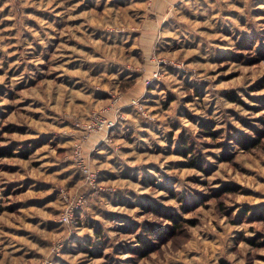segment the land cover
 Returning a JSON list of instances; mask_svg holds the SVG:
<instances>
[{"label":"rangeland","instance_id":"374dc122","mask_svg":"<svg viewBox=\"0 0 264 264\" xmlns=\"http://www.w3.org/2000/svg\"><path fill=\"white\" fill-rule=\"evenodd\" d=\"M155 2L0 0V146L14 148L0 158V264H264V0H189L162 53L151 46L167 8ZM139 77L145 91L123 99ZM95 115L117 120L107 139L96 132L116 175L83 147L100 135L76 127ZM181 136L205 173L179 155ZM75 193L76 229L58 222Z\"/></svg>","mask_w":264,"mask_h":264},{"label":"built area","instance_id":"2783aa9c","mask_svg":"<svg viewBox=\"0 0 264 264\" xmlns=\"http://www.w3.org/2000/svg\"><path fill=\"white\" fill-rule=\"evenodd\" d=\"M176 68H180L182 66V63L174 64ZM159 76V72L155 71L153 72L151 77L145 78L144 83L145 86L151 85L154 80H157ZM136 100L132 101L130 105H137ZM140 112H142V115H145V112L143 111L141 105L138 109ZM120 109H117L116 112V118L118 120L123 119L122 113L119 112ZM117 123V120H107L101 115H95L93 116L89 122L87 123H78L76 124V127L78 129L79 135H81V139L88 134L90 135L92 132H98V131H105V139H107L109 132L115 128ZM74 156L76 159V162L78 166L81 168L82 174L84 175L85 182L87 186L92 190L96 191V182H97V174L96 172L90 170L86 167V163L83 160L81 150H80V140H76L74 144ZM102 190V189H100ZM63 205L61 207L60 214L58 216V222L62 225L68 226L72 228L76 223V214L78 211L83 208L84 204L86 203V196L83 193H75L74 195L69 194H63ZM70 233H74V230L72 229ZM45 264H51V261L48 260Z\"/></svg>","mask_w":264,"mask_h":264},{"label":"crops","instance_id":"0c3cea01","mask_svg":"<svg viewBox=\"0 0 264 264\" xmlns=\"http://www.w3.org/2000/svg\"><path fill=\"white\" fill-rule=\"evenodd\" d=\"M162 2L167 3L168 6L166 7V6L163 5V7H162ZM180 2H181V0L177 1V2H168V0H159V1L157 0V2L154 3V4L158 5L161 9L167 8V10H166L165 14L162 16V18L160 16V22L158 23L159 28L155 29V34L153 35L154 41L152 42V46H151L152 51H153V48H154L155 45L158 46V43H155L157 40H159V39L163 40L164 38H166L165 36H162V32L165 31L164 30L165 26L168 25V22L174 16L175 8L179 5ZM135 30H136L135 32H139V28H135ZM158 30H160L159 34L157 33ZM134 38H135V40L133 42H136V46L138 48H140V50L141 49L144 50L145 49L143 47L144 40H141V36L138 38L135 35ZM141 43H142V47L140 46ZM163 46L166 48L167 44L165 43V44H163ZM164 51H166V49ZM128 75L129 74H126L124 76V78L128 79ZM134 79L136 80L137 76L134 77ZM140 79H141V77H139V79L135 82V84L127 90V93L125 94V98H123V99L128 100L129 98H132V97H134V98L138 97L141 93H143L145 91V87L140 82ZM140 83H141V87H140ZM128 91H130V92H128ZM151 91H152L151 89L150 90L148 89L149 93ZM130 110L131 109H128V111H126V112H128V114H127V116H128V121L127 122L128 123L131 122V121H129V119L135 118L134 114H133V116L130 115V113H129V112H131ZM116 129H117L116 130V135H115L116 139L117 140H119V139L123 140L122 137L124 136L125 133H127V130L129 128H127V127L125 128L124 126L121 125V126H117ZM95 135H100V138L97 139V140H91V141L88 140V141H86L85 144L83 145L85 151L87 153H89V152L92 153L93 161L97 163L96 165L99 164L98 165V169L101 171V174H103V175H106V174L116 175L117 174L116 172H112V171L116 170V168L114 166H111V164H109V166H106L104 164L105 161L110 159V155H106V153L104 152V147L106 146L104 136L99 134V133H96ZM100 167H102L101 169H103V167H104V170H101ZM106 171H108V172H106ZM40 180L42 182L43 179H40ZM38 182H40V181H38ZM25 201L29 202V203L32 202V200L30 198H26Z\"/></svg>","mask_w":264,"mask_h":264},{"label":"trees","instance_id":"16d2710c","mask_svg":"<svg viewBox=\"0 0 264 264\" xmlns=\"http://www.w3.org/2000/svg\"><path fill=\"white\" fill-rule=\"evenodd\" d=\"M188 1L189 0H185L184 2H182L181 4H179L175 8V10H178V12L177 13H174V16L170 20V21L173 22L174 25H176V27L178 29L184 28L183 22H181V21L179 22V20H177V19H180L183 16L182 14H183V11L185 9H187ZM176 27L175 26H172V29H174L176 31L177 30ZM133 37L134 36H132V38ZM169 42H170V39L169 38H165V40L159 41L158 47H157L159 53L164 52V49H166L163 46V44L166 43L168 45ZM113 64H110L109 63V64H107V67L109 69H112ZM131 84L128 83L125 86L128 87ZM226 97L232 103H236V102L237 103H240V100L237 98V96L236 95H233L232 93L227 94ZM204 125H203V127H205V128H203V131H204L203 133H206V135H209V136H211L213 138L216 137L215 136L216 133L213 132V131H211V130H209V129H207V126H204ZM178 145H179V149H180L179 150V155L182 156V157H184L185 159H187V166L190 167V168H194L196 170H199V171L205 173L206 172V164H205L206 162H205L203 156H201V153L196 149V147L194 145V140H192V139L189 140V139L184 138V137L181 136L179 138V140H178ZM17 146L20 147V148L21 147H24L22 145H17ZM35 148H36V145L35 144H32L30 146H28V144H27L26 147L23 149V152H21L22 157L26 159L28 156L31 155V153L34 151ZM12 149H14L12 146H6V147L0 146V158L6 157V156H11ZM88 193H91V192L88 191ZM82 214H83V208H81L78 211V213L76 214V223L73 226L74 229L78 228L79 222L81 221ZM258 215H259V218L261 220H264V208L260 209V211L258 212ZM173 228H178V227L177 226H173Z\"/></svg>","mask_w":264,"mask_h":264}]
</instances>
